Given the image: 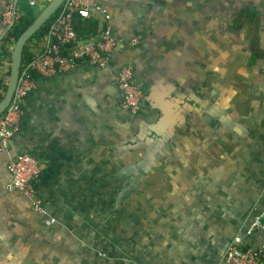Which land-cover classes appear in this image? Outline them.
<instances>
[{"label": "crops", "instance_id": "0c3cea01", "mask_svg": "<svg viewBox=\"0 0 264 264\" xmlns=\"http://www.w3.org/2000/svg\"><path fill=\"white\" fill-rule=\"evenodd\" d=\"M16 1L0 0V33L3 12ZM50 1L38 0L36 10ZM95 2L111 17H93L98 32L108 26L123 42L106 69L83 64L49 79L35 76L10 156L38 163L34 189L45 215L6 193L11 177L0 154V264H221L238 237L246 253L264 249V232L246 234L264 211V0ZM38 50L31 44L30 52ZM1 51L7 66L12 45ZM121 66L132 67L143 91L135 113L121 107ZM184 134V172H161L170 176L172 195L162 200L173 216L151 221L167 220L179 250H101V258L77 250V228L96 236L95 224L109 222L110 211L126 227L153 202L161 205L139 177L175 164ZM219 143L230 150L208 152ZM93 193L103 195L87 199ZM103 204L107 215L94 214ZM77 206L89 216L81 227Z\"/></svg>", "mask_w": 264, "mask_h": 264}, {"label": "built area", "instance_id": "2783aa9c", "mask_svg": "<svg viewBox=\"0 0 264 264\" xmlns=\"http://www.w3.org/2000/svg\"><path fill=\"white\" fill-rule=\"evenodd\" d=\"M38 0H28L31 7L37 6ZM92 11H95L94 13ZM100 14L106 21L111 17L107 11L98 8L95 0H64L58 13L50 24L46 35L39 42V50L27 64L22 65L17 88L13 99L0 117V154L7 157L6 168L11 181L6 186V193L22 197L30 202L32 208L41 215H45L36 197L34 184L39 178L41 169L35 158L29 155L10 156L13 139L21 132L23 117V103L26 97L35 89V76L49 79L56 75L71 71L80 65L106 69L111 62V55L123 39L116 38L110 27L106 26L95 36L81 38L74 28V19L93 18ZM21 6L16 1L8 5L2 16L4 33H0V53L6 39L20 23ZM131 46L137 45V39L129 40ZM16 44V43H15ZM15 44H11L14 49ZM4 57H0V99L6 94L11 60L4 64ZM116 85L121 94V107L130 113H135L141 106L143 91L134 81L131 66H121L115 76ZM50 222H54L53 219ZM264 232V211L255 216L246 234ZM241 238H236L226 250L221 264H264V249L246 253L240 249Z\"/></svg>", "mask_w": 264, "mask_h": 264}, {"label": "rangeland", "instance_id": "374dc122", "mask_svg": "<svg viewBox=\"0 0 264 264\" xmlns=\"http://www.w3.org/2000/svg\"><path fill=\"white\" fill-rule=\"evenodd\" d=\"M19 3L23 8L22 13L24 14H26V9L34 17H36L40 13L36 10V7L29 6L28 0H20ZM180 139L181 149H177L176 147H174V155L178 158L175 164L168 165L167 163L168 166L157 169V172L154 175L147 174L146 176L139 177V181L141 183L152 186L156 190L155 200H157V204L161 205H156L153 202V207L148 211V213H146L142 218L137 220L132 225L126 227L120 226V223L117 219L119 214H116L115 217H112V212L110 211V209L106 210L107 206H104V204L102 205L101 210L95 208L94 214L103 213L104 215H107L106 211H110L108 214L109 222L104 221L103 223H101V225L94 223L96 227H99L98 229H96L97 231H99L96 236L88 234L84 226L81 229L77 228L78 230H75L73 236H76L78 238L77 250H90L94 255H96V257L99 258L105 257V254H102L101 250H179L177 238L166 228L167 220L165 218L160 219L157 226H154L151 221L157 216H163L166 218L173 216L171 215V206L169 204H166L168 200L166 202L162 200V195H164L166 198H170L172 195L171 190H169L170 176L166 173L161 174V172L166 168L169 169L173 167L179 169L181 172H184L185 143L187 141V138L184 134L182 135V137H180ZM188 141H195V138H191ZM217 147H219L221 150H230L229 144H225V146H223L219 143V145L216 144V146L209 148L208 152L221 151ZM95 195L96 197H99L103 195V193H93L92 195L89 194L87 199L96 198L94 197ZM112 195H115V193H109L108 197ZM111 202L112 200L110 199V203ZM125 204H127V202H125ZM74 210L75 211L73 212V214L76 218L77 226L81 227L82 224L85 225L89 221L86 220L89 219V216H86L85 213H82L79 206L75 207ZM183 212H186V208L183 209ZM62 226L67 227L64 224H62ZM68 231L70 232V230Z\"/></svg>", "mask_w": 264, "mask_h": 264}, {"label": "water", "instance_id": "95a60500", "mask_svg": "<svg viewBox=\"0 0 264 264\" xmlns=\"http://www.w3.org/2000/svg\"><path fill=\"white\" fill-rule=\"evenodd\" d=\"M64 0H51L48 5L37 15L35 21L20 36L16 42L11 59L10 78L4 98L0 101V117L10 105L15 94L21 67L23 62V52L28 42L33 38L37 31L57 12Z\"/></svg>", "mask_w": 264, "mask_h": 264}, {"label": "trees", "instance_id": "16d2710c", "mask_svg": "<svg viewBox=\"0 0 264 264\" xmlns=\"http://www.w3.org/2000/svg\"><path fill=\"white\" fill-rule=\"evenodd\" d=\"M59 10V9H58ZM57 12L40 28L39 31L36 32V34L33 36V38L28 42L27 46L24 49L23 52V62L22 65L27 64L29 61L32 60V58L35 56L33 52H30V46L31 44H39V42L43 39V37L46 35L47 30L56 17ZM37 17V16H36ZM36 17H34L29 12L25 15L23 14L20 23L14 28V30L9 34V36L6 39V42L9 44H15L20 36L31 26V24L35 21ZM74 28L77 33V35L81 38H87L90 36H95L98 34V28H99V21L95 18H89V19H81L79 17H75L74 19ZM1 101V99H0Z\"/></svg>", "mask_w": 264, "mask_h": 264}]
</instances>
